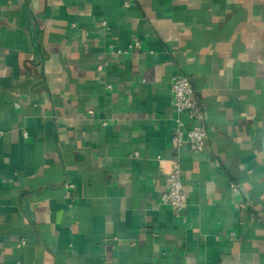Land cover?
<instances>
[{
	"label": "crops",
	"instance_id": "obj_1",
	"mask_svg": "<svg viewBox=\"0 0 264 264\" xmlns=\"http://www.w3.org/2000/svg\"><path fill=\"white\" fill-rule=\"evenodd\" d=\"M263 128L264 0H0V264H264Z\"/></svg>",
	"mask_w": 264,
	"mask_h": 264
},
{
	"label": "built area",
	"instance_id": "obj_2",
	"mask_svg": "<svg viewBox=\"0 0 264 264\" xmlns=\"http://www.w3.org/2000/svg\"><path fill=\"white\" fill-rule=\"evenodd\" d=\"M141 47L140 39H135L127 48L118 52L131 53ZM171 93L177 114L186 113L190 119L198 122L187 125L180 116H177L174 119L175 125L172 130V148L177 150L186 145L193 153L203 151L207 146L208 133L202 124L204 110L197 98L193 82L183 74H176L171 81ZM89 113L93 115L94 111L90 110ZM131 156L138 158L140 155L138 151H135ZM159 162L167 181V187L161 194L159 203L171 207L180 214L187 207L188 200L181 180L179 159L175 157L167 166L166 161L159 159ZM25 244L26 241L23 239L18 245L24 247Z\"/></svg>",
	"mask_w": 264,
	"mask_h": 264
},
{
	"label": "water",
	"instance_id": "obj_3",
	"mask_svg": "<svg viewBox=\"0 0 264 264\" xmlns=\"http://www.w3.org/2000/svg\"><path fill=\"white\" fill-rule=\"evenodd\" d=\"M261 143H262V152H263V158H264V128H263Z\"/></svg>",
	"mask_w": 264,
	"mask_h": 264
}]
</instances>
